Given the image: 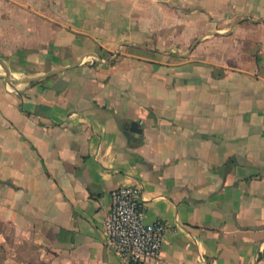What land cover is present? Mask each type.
<instances>
[{
  "label": "crops",
  "instance_id": "crops-1",
  "mask_svg": "<svg viewBox=\"0 0 264 264\" xmlns=\"http://www.w3.org/2000/svg\"><path fill=\"white\" fill-rule=\"evenodd\" d=\"M120 185L154 264H264V0H0V264H136Z\"/></svg>",
  "mask_w": 264,
  "mask_h": 264
},
{
  "label": "built area",
  "instance_id": "built-area-1",
  "mask_svg": "<svg viewBox=\"0 0 264 264\" xmlns=\"http://www.w3.org/2000/svg\"><path fill=\"white\" fill-rule=\"evenodd\" d=\"M110 198L103 226L105 243L126 261L158 263L167 225L162 221H145L140 187L117 186L111 190Z\"/></svg>",
  "mask_w": 264,
  "mask_h": 264
},
{
  "label": "water",
  "instance_id": "water-1",
  "mask_svg": "<svg viewBox=\"0 0 264 264\" xmlns=\"http://www.w3.org/2000/svg\"><path fill=\"white\" fill-rule=\"evenodd\" d=\"M134 124H135V123H132V129H134Z\"/></svg>",
  "mask_w": 264,
  "mask_h": 264
}]
</instances>
